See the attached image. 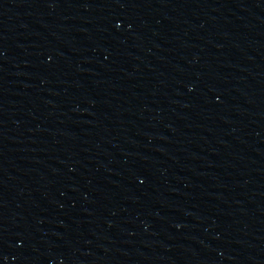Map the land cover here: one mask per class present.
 Returning a JSON list of instances; mask_svg holds the SVG:
<instances>
[{"label": "water", "instance_id": "1", "mask_svg": "<svg viewBox=\"0 0 264 264\" xmlns=\"http://www.w3.org/2000/svg\"><path fill=\"white\" fill-rule=\"evenodd\" d=\"M0 238L264 264V0H0Z\"/></svg>", "mask_w": 264, "mask_h": 264}]
</instances>
